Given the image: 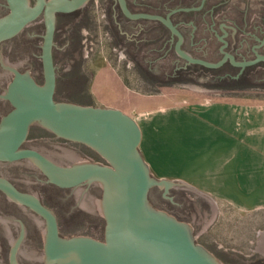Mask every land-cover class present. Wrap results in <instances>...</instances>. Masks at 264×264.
Listing matches in <instances>:
<instances>
[{"label": "water", "instance_id": "1", "mask_svg": "<svg viewBox=\"0 0 264 264\" xmlns=\"http://www.w3.org/2000/svg\"><path fill=\"white\" fill-rule=\"evenodd\" d=\"M6 1L10 13L0 19V46L43 16L44 84L37 87L31 76L16 72L8 90V100L14 109L0 127V162L32 158L48 179L62 188L77 187L91 180L101 181L105 187L104 198L87 193L84 187L77 189L75 197L78 207L102 215L107 221L104 245L82 237L62 239L52 211L35 196L22 194L5 182L6 172L0 171V188L17 203L0 192V223L10 243L12 264H17L20 254L45 264H220L211 254L192 245L184 227L150 208V187H162L167 196L168 189L180 183L161 182L151 177L140 152L142 132L133 117L119 109L55 100L58 79L54 59L56 15L72 12L87 0H35L34 8H30L29 0ZM119 2L127 17L158 20L171 29L178 36L179 53L189 62L212 68L222 65L223 61L213 64L183 52V36L169 17L131 13L125 0ZM34 123L60 138L89 146L109 165L88 163L85 156L62 147L38 148L46 156L34 149H21L26 136L23 134Z\"/></svg>", "mask_w": 264, "mask_h": 264}, {"label": "rangeland", "instance_id": "2", "mask_svg": "<svg viewBox=\"0 0 264 264\" xmlns=\"http://www.w3.org/2000/svg\"><path fill=\"white\" fill-rule=\"evenodd\" d=\"M231 1L245 3L242 0ZM250 3L257 4L256 0ZM91 5L84 18L68 16L59 19L54 47L59 80L57 102L70 103L66 100L78 98L88 104L84 106L119 109L130 116L134 111L145 113L158 106L184 107L218 100L264 104V89L222 92L206 87V78L191 79L180 70L182 63L174 54L176 39H172L171 49H164L161 39L167 36V32L163 28L122 18L114 0H91ZM29 6L34 8L35 1L29 0ZM9 13L7 1L0 0V19ZM230 14L232 17L229 19L233 21L239 20L242 13L232 11ZM61 19L68 23L63 24ZM206 25L199 28L203 35L211 34ZM227 25L232 27V24ZM44 36L45 25L41 16L18 36L0 46V102L8 99L7 92L16 78V72L28 74L37 87L43 86L41 55ZM133 50L138 53V59L129 53ZM33 130L45 134V139L40 140L36 148L62 147L83 156L87 152L85 150H89L54 142L51 140L54 135H48L49 130L39 125H34ZM23 174L29 176L26 172ZM151 177L167 182L153 175ZM24 188L32 191L28 193L31 196H38L40 191L42 200L57 214L62 239L82 237L106 244L105 217L78 207L75 196L69 199V193L47 185ZM176 192L184 194L188 203L193 204L191 210L184 205L190 212V219L183 221L184 224L191 229L197 228L193 238L220 264H264V205H257L246 212L228 204L220 205L218 210L216 204L186 187L170 188L165 196L164 189L156 185L149 189L148 202L152 204L151 197L158 195L161 209L157 210L167 214L166 209L182 206L174 199ZM10 257V243L0 223V264H12ZM16 260L17 264H45L44 261L28 260L21 254Z\"/></svg>", "mask_w": 264, "mask_h": 264}, {"label": "flooded vegetation", "instance_id": "3", "mask_svg": "<svg viewBox=\"0 0 264 264\" xmlns=\"http://www.w3.org/2000/svg\"><path fill=\"white\" fill-rule=\"evenodd\" d=\"M114 1V6L119 10L122 18L131 21H144L151 24L152 27L159 26L163 28L167 32V36L165 35L161 39V42L164 44V49H171L173 45L172 39H176L174 54L182 63L180 70L184 71V73L189 75L194 81H197L199 77L206 78V82H204L206 87L222 92L264 89V0H256L257 4L254 3V5L250 3L251 0H242L245 1V3H232L231 0H125L131 13H147L160 15L165 18L169 17L183 36L181 50L195 59H200L209 63L215 64L223 61L222 65L215 68L189 62L179 53L177 49L178 36L175 35L171 29L158 20L145 18L131 19L123 12L119 0ZM108 5L109 3H107L106 6ZM91 6V0H87L78 9L72 12L58 13L56 15V29L60 26V17L79 16L80 18H84L86 10ZM232 11L242 13L239 20L230 21L229 18L232 17V14H230ZM254 11L255 13L252 14ZM63 20L64 19H61L63 24L68 23V21L65 22ZM203 24H207L206 26L209 28L208 32L210 31L211 34H201L199 28H202ZM227 24H232V27ZM220 25H223L222 28ZM223 29H225V31ZM220 34H223L222 38H220ZM134 43L135 42H133V44ZM137 47L138 46H135V48ZM129 53L134 59H138L137 52L133 50ZM231 57H233L234 60H232ZM201 83H203V81H201ZM58 89L59 80L57 79V89L55 93L56 101H58ZM66 101L76 105H88L86 102H82L80 99L78 100V98L74 101ZM13 109L14 105L10 100L5 99L0 102V127L3 123V119L8 116ZM35 124L38 123L32 124L28 131L23 134L26 136L21 144V149H34L41 152L35 146L39 144L40 140L45 139V136H43L45 134L38 130H33ZM48 135H54V137L51 138L54 142L57 141L66 146H74L82 149L86 147L91 150L92 152L84 148V150L87 151L84 156L89 160L88 163L109 165L102 155L85 144L64 138H62L64 141L61 142V138L52 131H49ZM42 154L45 155L44 153ZM0 171H5L9 176L7 180H4L5 182L25 195H28V193L32 191L24 187L30 186L33 188H40L43 185H47L52 189L63 191V193H69L67 196L69 199L74 198L75 192L80 187H84L87 193L94 194L98 197L104 198L105 196V187L99 180H91L80 186L69 188H62L52 183L45 175L42 168L32 158L0 162ZM25 172L29 174V176L24 175L23 173ZM0 192L5 195V198L16 203L1 188ZM37 193L39 197H35L39 202L52 211L42 200L40 191ZM183 195L184 194L180 192H176L174 195V199L178 200L182 206L177 205L178 207L173 210L166 209L167 214L163 212L160 213L167 215L174 222L184 227L189 233L192 245L199 251L208 254L207 250L202 245L198 244L192 236L197 228L190 229L183 222L190 219L188 217L190 214L189 210L193 209L191 208L193 204L188 203L187 197L185 198ZM149 197L148 194V198ZM158 199V195H154L151 197L152 204L149 205L152 210L157 212H159L157 209H161ZM184 205H186V207L189 206L188 211L186 210L188 208H184ZM181 211L183 214H180ZM52 213L56 216L58 221L57 214L54 211H52Z\"/></svg>", "mask_w": 264, "mask_h": 264}, {"label": "crops", "instance_id": "4", "mask_svg": "<svg viewBox=\"0 0 264 264\" xmlns=\"http://www.w3.org/2000/svg\"><path fill=\"white\" fill-rule=\"evenodd\" d=\"M141 155L158 180L217 205H264V104L228 100L134 111Z\"/></svg>", "mask_w": 264, "mask_h": 264}, {"label": "bare ground", "instance_id": "5", "mask_svg": "<svg viewBox=\"0 0 264 264\" xmlns=\"http://www.w3.org/2000/svg\"><path fill=\"white\" fill-rule=\"evenodd\" d=\"M8 96H9V91L7 92Z\"/></svg>", "mask_w": 264, "mask_h": 264}]
</instances>
